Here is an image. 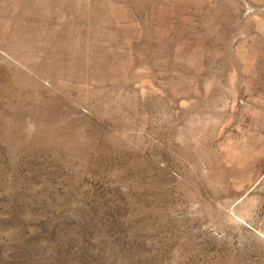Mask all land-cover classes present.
Instances as JSON below:
<instances>
[{
  "label": "rangeland",
  "instance_id": "rangeland-1",
  "mask_svg": "<svg viewBox=\"0 0 264 264\" xmlns=\"http://www.w3.org/2000/svg\"><path fill=\"white\" fill-rule=\"evenodd\" d=\"M0 264H264V0H0Z\"/></svg>",
  "mask_w": 264,
  "mask_h": 264
}]
</instances>
